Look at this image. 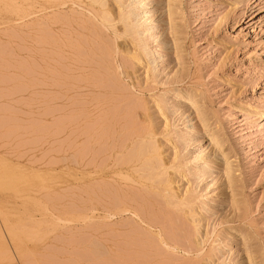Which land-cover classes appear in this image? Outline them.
<instances>
[{"label": "rangeland", "instance_id": "374dc122", "mask_svg": "<svg viewBox=\"0 0 264 264\" xmlns=\"http://www.w3.org/2000/svg\"><path fill=\"white\" fill-rule=\"evenodd\" d=\"M105 1L114 20L105 26L82 5L13 22L0 12V264H264V0H172L173 15L168 0H120L123 9ZM56 15L101 30L57 24ZM106 86L115 93L106 95ZM104 115L115 137L88 155L82 135ZM123 115L138 131L151 128L161 175L142 182L158 170L136 164L139 173L121 176L129 182L88 171H75V182L70 163L94 153L116 161L117 142L128 151L139 141H125ZM214 134L223 149L209 145Z\"/></svg>", "mask_w": 264, "mask_h": 264}, {"label": "bare ground", "instance_id": "6f19581e", "mask_svg": "<svg viewBox=\"0 0 264 264\" xmlns=\"http://www.w3.org/2000/svg\"><path fill=\"white\" fill-rule=\"evenodd\" d=\"M115 3H116V7H118V9H123L122 8V5L120 4L121 2L123 3V1H121L120 2V0H113ZM111 2V1H110ZM168 9H169V11H170V13H171V15H173V12H174V10H172V9H174V7H173V4H172V0H168ZM111 4V3H110ZM81 5L83 6V8H85L86 10H88V11H91V13H93V17L95 18V21H97V22H100V24H102L103 26H105V25H108L109 24V22L111 23V21H114V20H111V12H110V10H109V8H108V6H107V3H106V1L105 0H0V12H3L4 14H5V17L9 20V21H12L13 22V20L12 19H15V20H17V21H21V20H25V19H27L28 17H30V16H32V15H34V14H38L39 12H46V11H52V10H57V9H61V8H64V7H66V6H70L72 9L73 8H76V6L77 7H81ZM72 6H75V7H72ZM114 6V5H113ZM115 7V6H114ZM69 8V7H68ZM70 8V9H71ZM112 8V7H111ZM78 9V8H77ZM117 9V8H116ZM117 9V10H118ZM125 9H126V7H125ZM84 10V9H83ZM69 12H71V11H69ZM60 13H63V12H60ZM72 13L74 14V12L72 11ZM87 13V12H86ZM127 13V12H126ZM169 13V14H170ZM65 13H63V15H64ZM72 14V15H73ZM88 14V13H87ZM86 14V15H87ZM115 14V13H114ZM113 14V15H114ZM38 15H40V13L38 14ZM68 15V14H67ZM67 15H65V17H67ZM76 15H78V14H76ZM116 15H117V12H116ZM122 13H121V17H122ZM47 16V15H46ZM50 16V15H49ZM80 16V15H79ZM88 16H89V14H88ZM115 16V15H114ZM118 16V15H117ZM126 16V15H125ZM45 17V16H44ZM56 18L55 19H52V20H55L54 22H56L57 24L59 23V22H61L62 21V23H60V24H63V25H65L66 24V26H68V25H70L73 21L76 23H78V24H80L84 29H86V27H91V30L93 29V32H94V35H95V29H94V27H96V25H97V22H96V25L95 26H93V24L91 23V22H89V21H87V20H79V19H71L70 18V20H71V22L70 21H68V20H66L65 18H62V16L61 17H58L57 15L55 16ZM69 17V16H68ZM73 17V16H72ZM81 17V16H80ZM43 18V17H42ZM49 18V17H48ZM51 18V17H50ZM77 18H79L78 16H77ZM83 18V17H82ZM88 18V17H87ZM115 18H117V17H115ZM123 18V17H122ZM122 18H121V20H122ZM2 19V18H1ZM65 19V21H63ZM91 19V18H90ZM113 19V18H112ZM118 19V18H117ZM3 22V21H2ZM44 22V21H43ZM50 22V21H49ZM53 22V24H54V26H55V23ZM118 21H116V23H117ZM125 22V21H124ZM123 22V23H124ZM127 22V21H126ZM23 23V22H22ZM30 23V22H29ZM41 23H42V20H41ZM50 23H52V22H50ZM115 23V22H114ZM130 23V22H129ZM25 24V23H24ZM23 24V25H24ZM77 24V25H78ZM119 24V23H118ZM128 24V23H127ZM124 25L125 26V28H124V32L123 33H125V35H127V36H132L131 35V30L132 29H130L129 28V25ZM25 25H27V24H25ZM75 25V24H74ZM99 25V24H98ZM116 25V24H115ZM21 26V25H20ZM44 26V25H43ZM49 26H52V25H49ZM66 26L65 27H63V28H66ZM79 26V25H78ZM35 27V26H34ZM37 27V26H36ZM45 27H46V25H45ZM77 27V26H76ZM110 27V26H109ZM22 28V27H21ZM30 28V27H29ZM42 28V27H41ZM52 28H54L53 26H52ZM60 28H62V27H60ZM71 28V27H70ZM98 28V26L96 27V29ZM116 28V27H115ZM132 28V27H131ZM26 29H28L27 27H26ZM78 29H79V27H78ZM77 29V30H78ZM81 29V28H80ZM83 29V30H84ZM98 29H100V28H98ZM97 29V30H98ZM110 29V28H109ZM122 29H123V27H122ZM41 30H43V29H41ZM82 29H81V31H83ZM101 30V29H100ZM117 30H119V29H117ZM121 30V29H120ZM37 31V30H36ZM60 31V30H59ZM80 31V30H79ZM80 31V32H81ZM85 32L87 31V30H84ZM84 31H83V33H84ZM110 31V30H109ZM112 31V30H111ZM115 31H116V29H115ZM61 32L62 33H64L63 32V30H61ZM67 32V31H66ZM38 33V32H37ZM44 33H46V32H44ZM57 33V32H56ZM59 33V32H58ZM72 33H74V32H72ZM114 33H118V32H114ZM52 34V33H51ZM67 34V33H66ZM65 34V35H66ZM69 34V33H68ZM77 34V33H76ZM88 34H89V32H88ZM100 34H102V33H100ZM74 35V34H73ZM77 35H79V34H77ZM122 35V34H121ZM56 36V35H55ZM70 36V35H69ZM82 36V35H81ZM102 36V35H101ZM23 37V36H22ZM38 37V36H37ZM52 37H54V34H52ZM57 37V36H56ZM66 36H64V38H65ZM71 37V36H70ZM74 38L76 37V35L75 36H73ZM91 37H95V36H91ZM117 37V36H116ZM118 37H119V35H118ZM123 37V36H122ZM27 38V37H26ZM60 38H62L61 36H60ZM68 38V37H67ZM121 38V37H120ZM68 39H70V38H68ZM76 39V38H75ZM79 39H80V37H79ZM78 39V40H79ZM125 39V38H124ZM134 39V38H133ZM24 40V39H23ZM85 40V37H84V39H83V41ZM131 40V39H130ZM129 40V41H130ZM25 41V40H24ZM49 42H50V40H48ZM53 41H55V40H53ZM57 41H59L60 42V40H57ZM57 41H55V42H57ZM74 41V40H73ZM81 42H82V40H80ZM104 41V40H103ZM43 42H44V40H43ZM55 42H53V43H55ZM58 42V43H59ZM64 43L65 42H67V41H63ZM79 42V41H78ZM85 42V41H84ZM84 42H82L83 44H85ZM57 43V44H58ZM69 43V42H68ZM82 43H81V45H82ZM44 44H45V42H44ZM47 44V43H46ZM59 44H61V43H59ZM67 44V43H66ZM65 44V45H66ZM79 44H80V42H79ZM107 44H109V42L107 43ZM53 45V44H52ZM70 45V44H69ZM86 45V44H85ZM71 47L72 46H74V47H77V42L75 43V45L73 44V45H70ZM43 47V46H42ZM74 47H72V48H74ZM81 47H79L78 49H80ZM107 48V47H106ZM65 49V48H64ZM67 49H70V48H67ZM43 50V49H42ZM56 50H57V48H56ZM80 50H82V49H80ZM112 50V49H111ZM58 51H59V49H58ZM83 52H84V50H82ZM86 51V50H85ZM63 52V51H62ZM74 52V51H73ZM88 52V51H87ZM100 52H102V54H103V56L105 55V57H107L108 56V49H103V51H101L100 50ZM99 52V53H100ZM76 53H78V52H76ZM81 53V51L79 52V54ZM39 54V53H38ZM41 54V53H40ZM49 54H50V51H49ZM65 54H67V53H65ZM82 54V53H81ZM81 54H80V56H81ZM101 54V53H100ZM134 54V53H133ZM76 55V54H75ZM83 55V54H82ZM112 55V54H111ZM54 56H55V54H54ZM69 56V55H68ZM71 56V55H70ZM74 57V56H73ZM97 57V56H96ZM104 57V59L106 60V58ZM133 58H135L136 60L138 59L139 60V56H138V54L137 55H133L132 56ZM64 58V57H63ZM107 58H109V57H107ZM60 59V58H59ZM62 59V58H61ZM73 59H75V58H73ZM77 59V61H78V58H76ZM81 59H82V57H81ZM88 59V58H87ZM97 59V58H96ZM65 60V59H64ZM95 60V59H94ZM112 60V59H111ZM41 61V60H40ZM39 61V62H40ZM60 61V60H59ZM52 61H50V63H51ZM53 62H54V60H53ZM71 62V61H70ZM79 62V61H78ZM139 62V61H138ZM72 63H73V61H72ZM77 63V62H76ZM75 63V64H76ZM80 63V62H79ZM83 63V62H82ZM102 63H104V62H102ZM101 63V64H102ZM58 64V63H57ZM69 64V63H68ZM77 65V64H76ZM90 65V64H89ZM99 65V64H98ZM103 65V64H102ZM106 65V64H105ZM112 65V64H111ZM71 66V65H70ZM82 66H85V65H82ZM99 67V66H98ZM52 68V67H51ZM75 68H77V67H75ZM80 68V67H79ZM103 68V67H102ZM78 69V68H77ZM83 69V68H82ZM79 70V69H78ZM103 70V69H102ZM105 70V69H104ZM53 71V70H52ZM56 71V70H55ZM59 72V71H58ZM73 72V71H72ZM71 72V73H72ZM93 72V71H92ZM108 71H105V73H107ZM65 73V72H64ZM68 73V72H67ZM104 73V74H105ZM49 74V73H48ZM96 74V73H95ZM41 75V74H40ZM43 75V74H42ZM41 75V76H42ZM56 75V74H55ZM67 75V74H66ZM91 75V74H90ZM51 76H52V74H51ZM102 76V75H101ZM100 76V77H101ZM72 77V76H71ZM75 77V76H74ZM79 77V76H78ZM105 77V76H104ZM117 77V76H116ZM45 78V77H44ZM53 78V77H52ZM61 78V77H60ZM64 78H65V76H64ZM92 78V77H91ZM99 78V77H98ZM112 78V77H111ZM58 79H59V77H58ZM94 79V78H93ZM108 79V78H107ZM49 80V79H48ZM51 80V79H50ZM69 80V79H68ZM67 80V81H68ZM78 80V79H77ZM96 80V79H95ZM117 80V79H116ZM59 81V80H58ZM57 81V82H58ZM66 81V80H65ZM74 81V80H73ZM97 81V80H96ZM103 81V80H102ZM60 82V81H59ZM77 82V81H76ZM79 82H81V81H79ZM91 82V81H90ZM89 82V83H90ZM100 82V81H99ZM106 83H107V81H105ZM59 84V83H58ZM79 84V83H78ZM82 84V83H81ZM92 84V83H91ZM97 84V83H96ZM108 84V83H107ZM53 85V84H52ZM88 85V84H87ZM100 85V84H99ZM111 85V84H110ZM63 86H64V83H63ZM103 86V85H102ZM73 87V86H72ZM94 87H95V85H94ZM112 87V86H111ZM104 88V87H103ZM108 88V89H107ZM84 89V88H83ZM83 89H81L80 88V90H83ZM100 89V88H99ZM101 90V89H100ZM103 90V89H102ZM108 90V91H107ZM126 90V89H125ZM64 91V90H63ZM121 91H123V90H121ZM68 92V91H67ZM55 93V92H54ZM66 93V92H65ZM89 93V92H88ZM104 93L107 95V94H114L115 92L113 91H111V89L109 88V87H107L106 86V88H104ZM76 94V93H75ZM86 94V93H85ZM84 94V95H85ZM74 95V94H73ZM91 95V94H90ZM102 95V94H101ZM104 95V94H103ZM54 96V95H53ZM96 96V95H95ZM105 96V95H104ZM113 96V95H112ZM189 96V95H188ZM60 97H62V95L60 96ZM123 97H124V95H123ZM63 98V97H62ZM84 98H88V97H84ZM117 99H118V97H116ZM131 98V97H130ZM190 98V97H189ZM71 99V98H70ZM100 99V98H99ZM121 99V98H120ZM120 99H119V101H120ZM97 100V99H96ZM126 101V100H125ZM77 102V101H76ZM83 102V101H82ZM81 102V103H82ZM93 102H95V101H93ZM99 102V101H98ZM111 102V101H110ZM113 102V101H112ZM116 102V101H115ZM72 103V102H71ZM78 103V102H77ZM87 103V102H86ZM96 103H97V101H96ZM102 103V102H101ZM80 104V103H79ZM78 104V105H79ZM88 104V103H87ZM89 104H90V102H89ZM99 104V103H98ZM122 104V103H121ZM127 104V103H126ZM86 105V104H85ZM106 105H108V104H106ZM116 105V104H115ZM115 105L113 106L114 108H115ZM124 105V104H123ZM95 106V105H94ZM96 106H99V105H97L96 104ZM100 106H102V105H100ZM100 106H99V108H100ZM104 106V105H103ZM193 106V105H192ZM75 107V106H74ZM196 107V106H195ZM91 108V107H90ZM93 108V107H92ZM95 108V107H94ZM135 108V107H134ZM78 109V108H77ZM76 109V110H77ZM81 109V108H80ZM101 109V108H100ZM122 109V108H121ZM106 110H110V109H106ZM115 110H116V108H115ZM132 110V109H131ZM72 111H75L74 109L72 110ZM100 111V110H99ZM98 111V112H99ZM103 111V110H102ZM102 111H101V114H102ZM117 111V110H116ZM123 111V110H122ZM80 112V111H79ZM93 112H95V111H93ZM93 112H92V114H93ZM109 112V111H108ZM72 113V112H71ZM86 113V112H85ZM84 113V114H85ZM104 114L106 113V112H103ZM110 113H111V111H110ZM113 113V114H112ZM112 117H115V121H116V114L118 113V111H117V113H114V111H113V109H112ZM119 113H122L121 111H119ZM118 113V114H119ZM128 113V112H127ZM198 114H199V112H197ZM75 114V113H74ZM73 114V115H74ZM108 114V113H107ZM111 114H109V115H111ZM117 114V115H118ZM124 114H126V113H124ZM76 115V114H75ZM74 115V116H75ZM80 115V114H79ZM82 115H83V113H82ZM90 115H91V113H90ZM96 115V114H95ZM98 115H99V113H98ZM97 115V116H98ZM103 115V114H102ZM197 115V114H196ZM71 116V115H70ZM81 116V115H80ZM86 116H87V114H86ZM89 116V115H88ZM105 116V117H104ZM103 117H100V119H98L99 117H97V119H98V122H94L95 124H93V127L92 128H94V129H90V127H88V126H90L91 124H87V125H85V123L84 124H82V125H85V127L87 128V130L88 129H90V130H86L87 132H84V134L82 135V137H83V139H85L84 141L88 144V146H86V143L84 142V141H82V142H84V144H85V151H87L88 152V155L90 154V153H92V152H98V150L99 149H101V147H96L95 148V146H96V144L97 145H99V146H102L103 144H105V141H106V143H107V140L108 139H110V137H115V136H112L111 135V130L109 129V126H110V124H107L110 120V118H111V121H112V117H109L108 115H104ZM126 116V115H125ZM136 116H138V115H136ZM69 117V116H68ZM67 117V118H68ZM73 117V116H72ZM72 117H71V120H73L72 119ZM77 117H79V116H77ZM77 117H73V118H77ZM121 117V116H120ZM120 117H119V120H120ZM143 117V116H142ZM83 118V117H82ZM123 118H124V115H123ZM123 118L121 119L122 121H123ZM138 118V117H137ZM66 119V118H65ZM64 119V120H65ZM78 119V118H77ZM90 119V118H89ZM134 119V118H133ZM139 119V118H138ZM69 120H70V118H69ZM71 120L69 121V123L70 124H72V122H71ZM87 120V119H86ZM96 120V119H95ZM114 120H113V122H114ZM120 120V121H121ZM124 120H125V118H124ZM132 120V119H131ZM144 120V119H143ZM84 121V120H83ZM82 121V122H83ZM88 121V120H87ZM108 121V122H107ZM117 121H118V119H117ZM128 121V120H127ZM68 122V121H67ZM73 122H75V121H73ZM77 122V121H76ZM89 122H91V120L89 121ZM88 122V123H89ZM149 122V121H148ZM57 123H59V122H57ZM93 123V122H92ZM115 123V122H114ZM118 123V122H117ZM141 123H142V121H141ZM78 125L77 126H79V124L80 123H77ZM124 124V125H123ZM139 124V123H138ZM69 125V124H68ZM94 125L95 126H97L96 128L94 127ZM115 125H116V123H115ZM121 125H123L122 127H123V132L125 133V135H127V136H125V137H127V140H125V141H132V140H134V139H137V140H139L137 143H133L134 145L127 151V149H128V145H127V143H123V142H117L116 143V145H115V147H116V149H118V152H117V154H119V156L120 157H118V158H116V161H114L115 160V157L113 156V155H109L107 158H105V156H104V158H105V160H104V158H101L99 155H97V154H95L94 153V155L96 156L95 158H91V155H90V157L88 158V160L87 161H85L84 163H83V161L81 162L80 161V163L79 164H76V163H74V162H72V163H70L69 164V166H70V171H71V177H72V179L75 181L76 180V175H75V171H88L89 173L87 174V177H89V176H91V175H94V174H96V175H102L103 176V178H113V177H120L121 178V176H123L124 175V173L126 174V176L128 175V178H129V176H130V173L132 172V171H135L136 169H139V168H141V171H143V172H147V173H149V170L151 171V170H158V171H154V172H150L149 174H145L144 175V179H143V177H142V180H140V181H142V182H148V181H152L155 177H158V176H160L161 175V171H159V169H160V167H161V158H160V155L161 154H159V152H158V147L155 145V143L153 142V135H152V131H151V128H143L142 130H139L138 131V127L136 126H134V122H132V121H130V122H126V120H125V123L123 122ZM59 126H60V124H59ZM70 126H72V125H70ZM74 126V125H73ZM92 126V125H91ZM114 126V125H113ZM146 126V125H145ZM80 128V127H79ZM78 128V129H79ZM82 129H83V126L81 127ZM80 128V129H81ZM111 128V127H110ZM121 128V127H120ZM120 128H119V126H118V129L120 130ZM135 128H137V131L135 130ZM58 129V128H57ZM112 129H113V127H112ZM59 130V129H58ZM75 131V130H74ZM73 131V133H75V132H77V130L74 132ZM83 131V130H82ZM115 131V130H114ZM122 131V130H121ZM58 132V131H57ZM113 132V131H112ZM81 134V133H80ZM74 135V134H73ZM123 135V134H122ZM71 136H72V134H71ZM70 136V137H71ZM78 137H79V135H78ZM78 137H76V138H78ZM117 137V136H116ZM121 137V136H120ZM81 138V137H80ZM74 139V138H73ZM125 139V138H124ZM123 139V140H124ZM155 139V138H154ZM112 140V139H111ZM117 140V139H116ZM70 141V140H69ZM73 141V143H74V140H72ZM76 141V140H75ZM121 141V140H120ZM103 142V143H102ZM110 143V142H109ZM112 143V142H111ZM110 143V144H111ZM82 144V143H81ZM78 145H80V144H78ZM109 145V144H108ZM112 145V144H111ZM132 145V144H131ZM209 145L210 146H212V148L214 147V148H216L217 150H221V149H223L224 148V146H223V141L217 136V135H212L211 137H210V139H209ZM67 147V146H66ZM78 147V146H77ZM102 148H103V146H102ZM108 148V147H107ZM113 148V147H112ZM66 149V148H65ZM69 149H70V147H69ZM72 149V148H71ZM77 150V149H76ZM80 150V149H79ZM83 150V149H82ZM81 150V151H82ZM84 151V150H83ZM214 151V150H213ZM100 152V151H99ZM222 152V151H221ZM75 153V152H74ZM76 153H77V151H76ZM81 153V152H80ZM84 153V152H83ZM102 153V152H101ZM99 154V153H98ZM116 154V155H117ZM93 156V155H92ZM84 157H86V156H84ZM117 157V156H116ZM77 158V157H76ZM79 158V157H78ZM114 158V159H113ZM74 161V160H73ZM230 162V161H229ZM229 162H226V164H225V166H226V168H225V171H228V172H226V174L228 173V176H229V174H232V173H229V172H231V163H229ZM136 164L137 165H139V168H136L135 169V167H136ZM140 170V169H139ZM163 170V169H162ZM233 170V169H232ZM103 171H108L106 174H104V172ZM137 172H138V170H136ZM137 172H135L136 174H137ZM133 173V172H132ZM134 173V174H135ZM139 173V172H138ZM166 173V172H165ZM141 174H142V172H141ZM140 174V175H141ZM11 175V174H10ZM83 175V174H82ZM166 175V174H165ZM7 175H5L4 177H6ZM136 176V175H135ZM143 176V175H142ZM85 178H87L86 176H84ZM124 177V176H123ZM138 177H141V176H138ZM166 177V176H165ZM128 178L126 177L125 179L124 178H121L122 180H124V182H129L128 181ZM133 178H134V176H133ZM161 178V177H160ZM10 179V178H9ZM16 179V178H15ZM83 179V178H82ZM127 179V180H126ZM130 179V178H129ZM109 180V179H108ZM158 180V179H157ZM157 180H156V184H157ZM100 181V180H99ZM111 181V180H110ZM166 181V180H165ZM165 181H163V180H161V181H158V185L160 186V189H161V192H163L165 195H169L170 197H169V201L172 203V202H174V201H176V200H174L175 199V194H174V196H172L171 194H170V191H169V189H170V187H169V182L167 183V182H165ZM168 181H169V178H168ZM1 182V181H0ZM76 182V181H75ZM93 182V181H92ZM115 182V181H114ZM121 182V181H120ZM131 182H132V180H131ZM133 183V182H132ZM139 183V182H138ZM7 184V183H6ZM104 184V183H103ZM103 184H101V186L103 185ZM114 184V183H113ZM142 184V183H141ZM144 184V183H143ZM147 184V183H146ZM145 184V185H146ZM172 183H170V185H171ZM92 185V184H91ZM106 184H104V186L103 187H106L105 186ZM138 185V184H137ZM155 185V184H154ZM153 185V186H154ZM85 186V185H84ZM147 186V185H146ZM95 187H96V185H95ZM108 187H110V184L108 185ZM123 187H124V185H123ZM148 187V186H147ZM151 187V186H150ZM142 188V187H141ZM141 188H140V190H141ZM144 188V187H143ZM155 188V187H154ZM157 188V187H156ZM90 189V188H89ZM97 189V188H96ZM105 189H107V188H105ZM110 189V188H109ZM112 189V188H111ZM110 189V190H111ZM153 189V188H152ZM160 189H159V191H160ZM102 190H103V188H102ZM130 190V189H129ZM134 190V189H133ZM148 190V189H147ZM171 190V189H170ZM173 190V189H172ZM79 191H81V190H79ZM86 191V190H85ZM95 191H97V190H95ZM120 191V190H119ZM142 191H143V189H142ZM88 192V191H87ZM104 192V191H103ZM123 192V191H122ZM136 192H138V191H136ZM149 192V191H148ZM147 192V193H148ZM172 192V191H171ZM80 193V192H79ZM92 192H90L89 194H87V195H90ZM109 193V192H108ZM113 193H114V191H113ZM121 193V192H120ZM142 193V192H141ZM99 195H100V193H98ZM126 194V193H125ZM140 194V193H139ZM144 194V193H143ZM69 195V194H68ZM73 195H74V193H73ZM82 195H84V194H82ZM102 195V194H101ZM112 195V194H111ZM134 195V194H133ZM137 195V194H136ZM149 195V194H148ZM92 196H95V195H92ZM126 196V195H125ZM140 196V195H139ZM146 196V195H145ZM163 196V195H162ZM89 197V196H88ZM97 197V196H96ZM114 197V196H113ZM127 197V196H126ZM135 197V196H134ZM150 197H154V196H150ZM179 197V196H178ZM177 197V198H178ZM115 198V197H114ZM113 198V199H114ZM154 198H156V197H154ZM159 198V197H158ZM97 200H99L100 201V199L99 198H96ZM107 199V198H106ZM121 199H124V198H121ZM138 199H140V198H138ZM142 199V198H141ZM183 199V198H182ZM181 199V200H182ZM93 200V199H92ZM125 200V199H124ZM124 200H119V201H117L116 202V205L115 206H120V207H122L124 210H127V206H126V202L124 201ZM135 200H136V198H135ZM191 200V199H190ZM193 200V199H192ZM116 201V200H115ZM126 201H130V199L129 200H126ZM133 201V200H132ZM141 201V200H140ZM160 201V200H159ZM177 201H180V200H177ZM184 201V200H183ZM186 201V200H185ZM107 202H109V201H107ZM88 203V202H87ZM96 203V202H95ZM113 203H114V201H113ZM131 203V202H130ZM144 203V202H143ZM160 203H162V202H160ZM159 203V204H160ZM168 203V202H167ZM179 203V202H178ZM181 203V202H180ZM184 203V202H183ZM189 203V202H188ZM73 204V203H72ZM99 204V203H98ZM133 204H134V202H133ZM147 204H148V202H147ZM164 204V203H163ZM169 204V203H168ZM176 204V203H175ZM186 204V203H185ZM109 204H107V206H108ZM112 205V204H111ZM139 205V204H138ZM160 205H162V204H160ZM190 205V204H189ZM166 206V205H165ZM164 206V207H165ZM74 207V206H73ZM93 207V206H92ZM148 207V206H147ZM139 208V207H138ZM142 208V207H141ZM170 208V207H169ZM156 209V208H155ZM167 209V208H166ZM191 209V208H190ZM86 210V209H85ZM88 210H90V209H88ZM88 210H87V212H88ZM135 210V209H134ZM141 210V209H140ZM107 211V210H106ZM129 211V210H128ZM147 211H149V210H147ZM183 211V210H182ZM185 211V210H184ZM187 211V210H186ZM94 212V211H93ZM125 212V211H124ZM130 212H132V211H130ZM141 212V211H140ZM142 212H144V211H142ZM146 212V211H145ZM151 212V211H150ZM191 212H192V210H191ZM89 213H90V211H89ZM88 213V214H89ZM97 213V212H96ZM122 213H123V211H122ZM129 213V212H128ZM106 214V213H105ZM188 214H189V212H188ZM131 215V214H130ZM135 215V214H134ZM139 215V214H138ZM142 215V214H141ZM150 216V215H149ZM178 216V215H177ZM87 217H89V216H87ZM180 217V216H179ZM110 218V217H109ZM136 218V217H135ZM142 218H143V216H142ZM173 218V217H172ZM178 218V217H177ZM91 219V218H90ZM104 219H105V217H104ZM137 219V218H136ZM179 219V218H178ZM89 220V219H88ZM101 220V219H100ZM152 220V219H151ZM150 220V221H151ZM168 220V219H167ZM139 221V220H138ZM153 221H154V219H153ZM2 223H3V221H2ZM131 223V222H130ZM157 223H159V222H157ZM167 223V222H166ZM176 223V222H175ZM174 223V224H175ZM162 224V223H161ZM180 224V223H179ZM182 224V223H181ZM134 225V224H133ZM145 225V224H144ZM158 225V224H157ZM178 225V224H177ZM137 226V225H136ZM163 226V225H162ZM178 226H180V225H178ZM104 227V226H103ZM149 228V227H148ZM166 228V227H165ZM183 228V227H182ZM167 229V228H166ZM175 229V228H174ZM134 230V229H133ZM163 230V229H162ZM183 230V229H182ZM1 231V230H0ZM158 231V230H157ZM177 231V230H176ZM3 232H5V231H3ZM19 233H21V232H19ZM166 233V232H165ZM11 234V233H10ZM142 234V233H141ZM184 234H185V232H184ZM2 235V236H1ZM3 235H6V233H1L0 232V237H3ZM23 235V234H22ZM186 235V234H185ZM157 236V235H156ZM168 236V235H167ZM169 236H170V234H169ZM180 237V236H179ZM7 238V237H6ZM11 238H14V237H11ZM19 238H21V236H19ZM172 238V237H171ZM148 239V238H147ZM159 239V238H158ZM169 239V238H168ZM190 239V238H189ZM130 242H132V241H130ZM129 242V243H130ZM146 242V241H145ZM152 242H154V240H152ZM157 242V241H156ZM160 242V241H159ZM174 242V241H173ZM195 242V241H194ZM136 243V242H135ZM141 243H142V241H141ZM149 243V242H148ZM155 243V242H154ZM152 244V243H151ZM162 244H164V242H162ZM161 244V245H162ZM140 244H138V246H139ZM154 245V244H153ZM157 244H155V246H156ZM183 245H185V244H183ZM129 246V245H128ZM163 246V245H162ZM186 246V245H185ZM131 247V246H130ZM141 247V246H140ZM139 247V248H140ZM154 247V246H153ZM141 248H145V247H143V245H142V247ZM170 248V247H169ZM186 248V247H185ZM150 249V248H149ZM156 249H158V248H156ZM156 249H154V250H156ZM173 249V248H172ZM171 249V250H172ZM148 250V249H147ZM146 250V251H147ZM153 250V249H152ZM186 250V249H185ZM191 250V249H190ZM184 251V250H183ZM186 251H189V250H186ZM143 253V252H142ZM148 253V252H147ZM146 253V254H147ZM149 253H151V252H149ZM159 253V252H158ZM160 253H162V252H160ZM164 253V252H163ZM162 253V254H163ZM132 254V253H131ZM153 254H157V251H156V253H153ZM152 255V254H151ZM161 255V254H160ZM166 255H168V254H166ZM23 256H25V255H23ZM138 256H140V255H138ZM144 256V255H143ZM134 257V256H133ZM132 257V258H133ZM142 257V256H141ZM123 258H127L126 256L125 257H123ZM131 258V259H132ZM143 258H145V257H143ZM149 258V257H148ZM151 258V257H150ZM149 258V259H150ZM153 258V257H152ZM155 258V257H154ZM153 258V259H154ZM160 258V257H159ZM124 259V261H126ZM148 259V261H151V260H149ZM156 259V258H155ZM138 260V259H137ZM136 260V261H137ZM166 260V259H165ZM171 260V259H170ZM129 261H130V259H129ZM144 260H142V262H143ZM135 262V261H134ZM134 262H133V264H134ZM140 262V261H139ZM145 262H147V260H145ZM159 262V261H158ZM141 263V262H140ZM144 263V262H143ZM179 263V262H178ZM180 263H182V262H180ZM186 263V262H185ZM117 264V263H116ZM121 264V263H120ZM124 264H125V262H124ZM135 264H137V263H135ZM164 264H165V261H164ZM167 264V263H166ZM169 264V263H168ZM172 264V263H171ZM183 264H184V262H183ZM194 264V263H193Z\"/></svg>", "mask_w": 264, "mask_h": 264}]
</instances>
